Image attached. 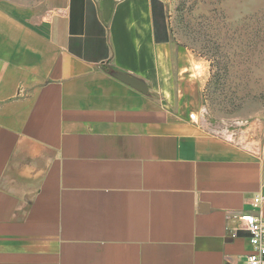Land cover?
I'll return each mask as SVG.
<instances>
[{
    "label": "crops",
    "instance_id": "1",
    "mask_svg": "<svg viewBox=\"0 0 264 264\" xmlns=\"http://www.w3.org/2000/svg\"><path fill=\"white\" fill-rule=\"evenodd\" d=\"M204 84L160 0L0 2V264H241L264 148Z\"/></svg>",
    "mask_w": 264,
    "mask_h": 264
},
{
    "label": "rangeland",
    "instance_id": "2",
    "mask_svg": "<svg viewBox=\"0 0 264 264\" xmlns=\"http://www.w3.org/2000/svg\"><path fill=\"white\" fill-rule=\"evenodd\" d=\"M38 0H0L31 7ZM171 39L201 62L202 116L264 148V0H160Z\"/></svg>",
    "mask_w": 264,
    "mask_h": 264
},
{
    "label": "built area",
    "instance_id": "3",
    "mask_svg": "<svg viewBox=\"0 0 264 264\" xmlns=\"http://www.w3.org/2000/svg\"><path fill=\"white\" fill-rule=\"evenodd\" d=\"M189 118L194 120L195 114H190ZM259 202L257 196L253 197L252 207H256ZM233 218L239 224V228L246 232L250 247L249 253L241 264H264V216L260 213L245 212L234 215Z\"/></svg>",
    "mask_w": 264,
    "mask_h": 264
},
{
    "label": "water",
    "instance_id": "4",
    "mask_svg": "<svg viewBox=\"0 0 264 264\" xmlns=\"http://www.w3.org/2000/svg\"><path fill=\"white\" fill-rule=\"evenodd\" d=\"M119 78L121 81L127 83L141 93H145L147 90L146 86L142 82L133 77H130L129 75H121Z\"/></svg>",
    "mask_w": 264,
    "mask_h": 264
},
{
    "label": "trees",
    "instance_id": "5",
    "mask_svg": "<svg viewBox=\"0 0 264 264\" xmlns=\"http://www.w3.org/2000/svg\"><path fill=\"white\" fill-rule=\"evenodd\" d=\"M153 2H154V0H153Z\"/></svg>",
    "mask_w": 264,
    "mask_h": 264
}]
</instances>
